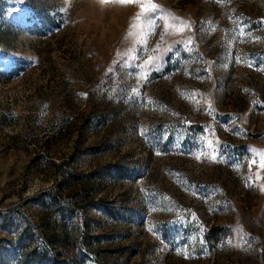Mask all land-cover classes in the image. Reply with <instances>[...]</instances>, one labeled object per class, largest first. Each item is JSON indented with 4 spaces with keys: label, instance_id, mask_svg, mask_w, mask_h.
<instances>
[{
    "label": "rangeland",
    "instance_id": "374dc122",
    "mask_svg": "<svg viewBox=\"0 0 264 264\" xmlns=\"http://www.w3.org/2000/svg\"><path fill=\"white\" fill-rule=\"evenodd\" d=\"M0 264H264V0H0Z\"/></svg>",
    "mask_w": 264,
    "mask_h": 264
},
{
    "label": "snow or ice",
    "instance_id": "6c2138e0",
    "mask_svg": "<svg viewBox=\"0 0 264 264\" xmlns=\"http://www.w3.org/2000/svg\"><path fill=\"white\" fill-rule=\"evenodd\" d=\"M122 2H123V0H122ZM182 30V29H181Z\"/></svg>",
    "mask_w": 264,
    "mask_h": 264
}]
</instances>
